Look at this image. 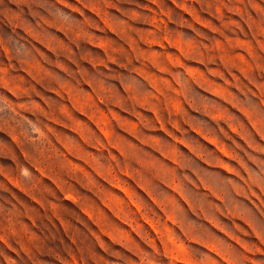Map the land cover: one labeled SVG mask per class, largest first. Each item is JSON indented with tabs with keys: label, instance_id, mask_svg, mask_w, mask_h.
<instances>
[{
	"label": "rangeland",
	"instance_id": "obj_1",
	"mask_svg": "<svg viewBox=\"0 0 264 264\" xmlns=\"http://www.w3.org/2000/svg\"><path fill=\"white\" fill-rule=\"evenodd\" d=\"M0 264H264V0H0Z\"/></svg>",
	"mask_w": 264,
	"mask_h": 264
}]
</instances>
